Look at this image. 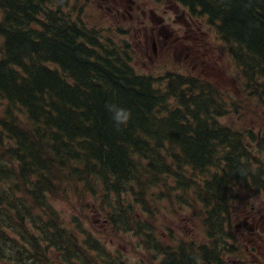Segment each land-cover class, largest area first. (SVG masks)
Masks as SVG:
<instances>
[{
  "label": "trees",
  "instance_id": "16d2710c",
  "mask_svg": "<svg viewBox=\"0 0 264 264\" xmlns=\"http://www.w3.org/2000/svg\"><path fill=\"white\" fill-rule=\"evenodd\" d=\"M70 1L0 0V264H101L109 252L70 232L83 229L56 205L71 196L92 201L113 234L161 252L137 218L157 214L152 195L176 207L177 189L204 205L211 243L162 249V264H227V191L264 177L251 148L264 152L260 133L221 121L244 108L209 81L136 73L124 34L72 18ZM173 1L219 23L247 98L264 111V0ZM124 256L112 264H129Z\"/></svg>",
  "mask_w": 264,
  "mask_h": 264
},
{
  "label": "rangeland",
  "instance_id": "374dc122",
  "mask_svg": "<svg viewBox=\"0 0 264 264\" xmlns=\"http://www.w3.org/2000/svg\"><path fill=\"white\" fill-rule=\"evenodd\" d=\"M110 2L111 0H71L66 12H68L72 18L80 15L84 20L88 21L90 25L97 28H105L110 25L126 28L127 14L124 13L125 20L122 19L121 15L113 17L112 13L107 9ZM137 3H144L147 5L146 0H138ZM122 4L126 9L131 5L126 0H123ZM132 6H135V4ZM131 13L134 14V10H132ZM134 36L135 33L130 35L131 38H134ZM130 37H128V39L134 45L136 39L132 40ZM125 39H127L126 36ZM138 47L142 52L141 56L138 54V57L135 59L138 72L145 73L149 71L159 74V68L157 67V64H160L159 59H156L154 62L148 61L145 63V59L148 60L147 56L151 54L150 46L145 47L143 43L140 42ZM227 50V47H220L218 51L217 61L220 69L217 72L205 71L202 73L213 80V82L210 80L208 81L220 90L228 93L232 99L239 102L242 108H244L243 113L234 114L230 112L225 118H222L221 121L229 124L231 127H235V129L251 128L264 136V111L257 107L256 100L247 98L243 90L242 78L238 69L230 62L227 56ZM143 63L145 64L143 65ZM169 67L171 69L173 65ZM251 148L253 155L261 162L260 168L262 174H264V160L261 161V155L257 153L255 145ZM211 171L213 172V169ZM256 185L260 188L263 184H261L260 180L251 179L248 188L233 187L229 192L228 199H230L231 202L233 200L231 206L234 204V207L230 209V217L226 223V228L230 236L227 240L221 242V246L226 250V260L228 262L233 258L234 260L237 259L240 264H255L252 262V258L255 257L251 258L244 256V250H246L244 240H246L248 235L245 231L246 225L243 223V218L247 215L251 205L255 210L259 211V213L264 214V190L260 188L261 191L255 193ZM251 186L252 190L248 191ZM152 193L157 194L156 198H161V196H159V193H161L160 190L157 192L153 191ZM177 195H179L178 204L171 210L169 207L171 204L169 199L164 201L162 205H154V200L157 201V199L152 195L153 199L151 205L155 207L153 211H157V214L153 216V218H146V216H138L137 218L139 221L146 222V224L151 226L150 232L152 233H150L149 236L154 240L153 245L158 247L161 252L157 250L149 252L146 246L141 248L137 238H134L131 234L123 235L118 228H115L117 232L113 235L111 232L112 221L109 220L105 213L96 209L92 201L77 202L76 199L71 196L69 199L70 201L68 200L69 202L57 200V204L59 208L65 212L66 221H68L70 215H74L76 223L83 229L71 230L70 232L80 236L85 230L100 243L104 244L106 249H110L112 254H116V250H118L119 254L122 253L127 256V259H125V256L123 259L128 261L129 264H162L164 255L162 249L170 254L174 251L175 246L182 242L186 247V251L189 253L190 251H195L197 248L193 243H204L207 247L211 243V241L206 238L205 229L203 227L205 207L202 202L195 197L194 190L191 189L190 192H186L177 189ZM232 222L235 225L234 227L240 225V232L237 233L234 230L232 232ZM1 250L0 247V251ZM260 258H263V256Z\"/></svg>",
  "mask_w": 264,
  "mask_h": 264
},
{
  "label": "flooded vegetation",
  "instance_id": "af4514ba",
  "mask_svg": "<svg viewBox=\"0 0 264 264\" xmlns=\"http://www.w3.org/2000/svg\"><path fill=\"white\" fill-rule=\"evenodd\" d=\"M122 1L123 0H121L119 6L123 9V12L127 14L129 20L135 19L137 22L136 28H140L144 32L145 44L150 42L151 39V43L156 52L158 51L161 55H165V53L172 51V54L177 57V59H180L185 51V62L190 59V63L195 66H206L210 64V48L204 43V33L197 24L198 20L194 21L188 10L184 12L174 3L166 1L165 9L162 11V24L152 28L150 13L147 15L142 11L141 13L136 12L132 14L131 11L134 10V6L132 5L134 2L129 0L131 5L126 9ZM118 14L119 9H116L115 12L112 13L113 17ZM153 21L155 23L159 22L156 17L153 18ZM159 53H155L156 58L161 57ZM261 220L262 217L245 218V224H250L247 230L249 231L250 239L248 243L251 246V254H253L252 252L258 254L264 251V238L261 230H259Z\"/></svg>",
  "mask_w": 264,
  "mask_h": 264
},
{
  "label": "bare ground",
  "instance_id": "6f19581e",
  "mask_svg": "<svg viewBox=\"0 0 264 264\" xmlns=\"http://www.w3.org/2000/svg\"><path fill=\"white\" fill-rule=\"evenodd\" d=\"M4 37V36H3ZM87 41V40H86ZM119 52V51H118ZM101 53V52H100ZM99 53V54H100ZM105 56V55H104ZM120 56H122V55H120ZM112 61V60H111ZM57 66V65H56ZM135 76V75H134ZM46 123V122H45ZM46 126H47V124H46ZM59 128V127H58ZM49 130V129H48ZM15 133V132H14ZM16 134V133H15ZM39 135V134H38ZM42 135H44V134H42ZM47 135V134H46ZM49 138V137H48ZM47 138V139H48ZM74 138H76V137H74ZM28 142V141H27ZM56 145V144H55ZM74 147V146H73ZM24 150V149H23ZM49 150V149H48ZM50 153V152H49ZM29 154V153H28ZM32 154V153H31ZM26 158V157H25ZM65 160V159H64ZM26 163H28V162H26ZM46 165V164H45ZM50 165V164H49ZM67 169V168H66ZM53 172V171H52ZM25 176V175H24ZM24 178V177H23ZM149 262V261H148Z\"/></svg>",
  "mask_w": 264,
  "mask_h": 264
}]
</instances>
